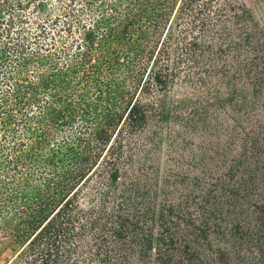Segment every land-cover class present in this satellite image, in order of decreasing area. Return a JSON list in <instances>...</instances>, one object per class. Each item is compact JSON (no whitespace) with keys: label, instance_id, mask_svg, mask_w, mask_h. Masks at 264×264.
<instances>
[{"label":"trees","instance_id":"trees-1","mask_svg":"<svg viewBox=\"0 0 264 264\" xmlns=\"http://www.w3.org/2000/svg\"><path fill=\"white\" fill-rule=\"evenodd\" d=\"M23 1L0 0L7 264H264V25L235 0H38L33 31Z\"/></svg>","mask_w":264,"mask_h":264},{"label":"rangeland","instance_id":"rangeland-1","mask_svg":"<svg viewBox=\"0 0 264 264\" xmlns=\"http://www.w3.org/2000/svg\"><path fill=\"white\" fill-rule=\"evenodd\" d=\"M16 0H12V2H15ZM38 0H31V2L28 1H23L24 7L17 10L16 12L21 13L23 15V17H27V19L31 18L32 21L28 24V27L31 28V30H35L36 29V21L38 20L36 17L37 14V9L34 8L33 4L36 3ZM45 3V7L44 9L50 12L51 17H56L57 15H62L63 11H64V7L66 6V2H68V0H43ZM93 1V0H92ZM180 0H176V6L178 5ZM237 3L244 5L253 21L259 25H264V0H235ZM80 2V1H79ZM77 7H81V4H78ZM9 13V11L7 12ZM6 13V14H7ZM5 14V15H6ZM8 15V14H7ZM93 15L91 14L90 11H87L86 14H84L82 16V19L84 21H86L89 25L92 21L91 17ZM96 17V15H95ZM62 19H65L64 17H62ZM61 19V20H62ZM33 22V23H32ZM62 25L61 23H57ZM52 25L51 29H50V34H52L53 36H55L57 34V30L60 29V25ZM2 29H5L8 25L6 23V21H4L2 23ZM49 27V28H50ZM54 32H56V34H54ZM74 37L76 39H78V33L74 34ZM5 39V38H3ZM48 40V39H46ZM74 40V39H72ZM70 41L73 43V41ZM192 88L190 87V85H176V84H172V86L169 87V91H168V100L171 103L172 99L175 97H183V96H189L191 94ZM15 254V250L13 248H7V249H2L0 251V264H7V262L14 256Z\"/></svg>","mask_w":264,"mask_h":264}]
</instances>
